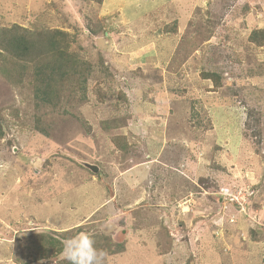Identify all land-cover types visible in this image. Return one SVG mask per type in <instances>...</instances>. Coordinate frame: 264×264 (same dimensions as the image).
I'll list each match as a JSON object with an SVG mask.
<instances>
[{
  "label": "rangeland",
  "instance_id": "obj_1",
  "mask_svg": "<svg viewBox=\"0 0 264 264\" xmlns=\"http://www.w3.org/2000/svg\"><path fill=\"white\" fill-rule=\"evenodd\" d=\"M134 2L0 0L93 70L55 108L0 65V264H67L41 236L80 232L103 264H264V0Z\"/></svg>",
  "mask_w": 264,
  "mask_h": 264
},
{
  "label": "trees",
  "instance_id": "obj_2",
  "mask_svg": "<svg viewBox=\"0 0 264 264\" xmlns=\"http://www.w3.org/2000/svg\"><path fill=\"white\" fill-rule=\"evenodd\" d=\"M80 1L95 5H102L104 2V0ZM101 28L98 26L93 33L99 34ZM254 34H264V30ZM252 40L258 45H264V40L258 41L255 35ZM75 43L74 36L62 30L32 32L20 26L4 28L0 31V65L2 69H7L11 73L17 70L19 81L23 83L26 80L30 81L34 98L38 103L56 108L67 94V99L75 96L86 101L88 82L93 70L92 65L80 53L73 51ZM207 77L215 78L216 75L208 73ZM3 137L0 129V139ZM41 238L43 239L41 253L46 257L64 253L65 238L58 239L47 234ZM69 238L71 237L66 239ZM109 251L110 254L118 252L111 250L110 247ZM66 263L69 264V261Z\"/></svg>",
  "mask_w": 264,
  "mask_h": 264
},
{
  "label": "clouds",
  "instance_id": "obj_3",
  "mask_svg": "<svg viewBox=\"0 0 264 264\" xmlns=\"http://www.w3.org/2000/svg\"><path fill=\"white\" fill-rule=\"evenodd\" d=\"M107 253L94 247V240L86 232L64 241V256L69 264H103Z\"/></svg>",
  "mask_w": 264,
  "mask_h": 264
},
{
  "label": "crops",
  "instance_id": "obj_4",
  "mask_svg": "<svg viewBox=\"0 0 264 264\" xmlns=\"http://www.w3.org/2000/svg\"><path fill=\"white\" fill-rule=\"evenodd\" d=\"M126 3H131V6H132V5H134L132 3H135V2H134V0H104V2L102 4L101 14L102 15H111V14L117 13L121 10H124V5ZM90 6L93 8V6L90 4H84V7L89 8ZM131 6H129V10H130Z\"/></svg>",
  "mask_w": 264,
  "mask_h": 264
},
{
  "label": "water",
  "instance_id": "obj_5",
  "mask_svg": "<svg viewBox=\"0 0 264 264\" xmlns=\"http://www.w3.org/2000/svg\"><path fill=\"white\" fill-rule=\"evenodd\" d=\"M86 167H88L89 169H91L95 173H97L99 171V168L97 166H94V165L86 164Z\"/></svg>",
  "mask_w": 264,
  "mask_h": 264
}]
</instances>
